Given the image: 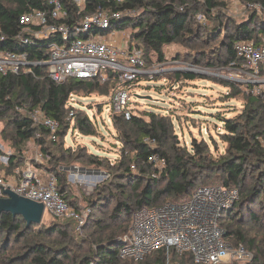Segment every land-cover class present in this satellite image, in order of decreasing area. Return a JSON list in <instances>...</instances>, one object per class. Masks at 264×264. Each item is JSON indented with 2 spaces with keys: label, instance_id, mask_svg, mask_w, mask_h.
Here are the masks:
<instances>
[{
  "label": "trees",
  "instance_id": "16d2710c",
  "mask_svg": "<svg viewBox=\"0 0 264 264\" xmlns=\"http://www.w3.org/2000/svg\"><path fill=\"white\" fill-rule=\"evenodd\" d=\"M242 1L261 3L264 7V0ZM64 2L69 12L68 22L81 21L86 14L99 8L133 11L134 14L111 19L109 27L102 31L130 27L131 41L142 47L148 65L154 61H165L164 47L172 43L194 47L191 57L197 64H241L243 60L235 50L236 41L254 39L259 44L264 42V12L259 15L256 9H252L242 21L231 24L218 21L222 15L219 13L214 18L218 22L211 29L197 21L199 13L213 19L212 11L226 5L222 0H123L120 3L87 0V7L81 13L69 0ZM49 7V0H0V47L27 50L32 58L45 60L47 40L22 44L15 37L22 28L19 24L20 15ZM3 36L5 40L2 41ZM212 41L216 44L207 49V43ZM174 74L179 79L200 77L191 71H177ZM223 82L231 88V92L235 91L234 94L242 93L245 104L238 117L226 119L222 137L227 148L225 153L218 156L212 154L204 139L193 138L190 148L179 149L175 144L174 122L167 115L144 112L142 116L135 114L126 119L123 114L113 113V123L124 144V151L117 165L120 171L118 174L129 185H118V193L123 199L119 197L107 217L109 225L102 224L104 219L96 222L95 247L80 257L79 264H162L166 261L165 249L156 251L143 261L120 257L119 242L128 231V227L123 225L124 221L118 223L121 222V217L130 216L134 210L145 206L185 202L198 186L213 184L239 189L240 200L225 212L221 226L227 230V237L235 244L246 245L254 253L251 261L244 264H264V240L259 242L255 237H249L241 225V220L246 216L258 220V216L253 214L252 204L260 205L264 209V99L247 94L244 88H238L231 81ZM115 86L113 80L101 83L96 79L78 78L57 83L48 76L45 66H36L33 74H0V117H9L8 125L12 127L13 140L20 152L19 155L13 154L9 158L4 170L13 173L15 168L23 166L26 159L22 156L23 146L34 138L37 144L42 145L46 154L43 166L57 174L60 191L74 206L66 196L68 183L62 168L55 165V155L64 150L66 136L72 128L86 135H95L97 127L83 109H75V118L70 119L72 108L67 107L68 100L73 94L86 96L97 93L108 96ZM35 108H40L48 116L60 121L56 140L52 139L48 128L34 124L31 112ZM38 133L40 137H37ZM147 136L157 139L156 148L144 141ZM181 150L183 153H180ZM153 152L160 153L167 159V166L161 173L148 161V156ZM2 153L0 149V155ZM96 163L99 166L104 165L101 160ZM132 164L136 165L135 169H132ZM92 206L96 210L103 205L99 202ZM244 209L248 210L247 213H244ZM263 221H260L262 225ZM236 225L238 227L235 228ZM68 228V222H54L46 229H40L39 224L29 226L22 216L2 213L0 233L25 237V251L15 256L1 252L0 264H65V258H69L71 252L67 246L68 241L47 239L52 236L70 238ZM176 259L182 264H195L191 253H174L173 260Z\"/></svg>",
  "mask_w": 264,
  "mask_h": 264
},
{
  "label": "built area",
  "instance_id": "2783aa9c",
  "mask_svg": "<svg viewBox=\"0 0 264 264\" xmlns=\"http://www.w3.org/2000/svg\"><path fill=\"white\" fill-rule=\"evenodd\" d=\"M69 1L79 13L87 7V0ZM97 1L120 3L123 0ZM245 3L256 9L259 15L263 14L261 3ZM49 5L48 9H35L20 15L19 24L22 28L15 37L22 44L47 40V58H32L27 50L0 47V74H33L36 66H45L48 76L57 83H64L71 78L96 79L101 83L113 80L116 86L110 95L114 113L130 119L136 114L129 106L130 89L141 78L148 75L153 77L165 69L160 64L149 66L142 47L131 41V37L126 39L122 35L116 37V34L96 37L95 33L108 28L111 19H119L134 12L99 8L86 14L81 21L68 22L69 12L64 0H49ZM1 40H5V37ZM235 50L243 63L230 64L234 69L232 79L247 94L264 99V42L259 44L254 39H241L235 42ZM172 70L195 71L191 67L177 66ZM75 96L71 95L67 103V107L72 108V120L77 109L73 105ZM31 116L34 124L48 128L52 139H57L61 126L59 120L48 116L40 108H35ZM40 136L38 133L37 137ZM144 141L152 148L158 146L154 137L147 136ZM32 142L35 150L32 156L25 159L22 167L15 168L13 173L0 170V197H7L5 191L12 189L19 195L42 202L45 210L54 216L74 220L78 229L81 228L86 219L84 211H79L66 200L59 189L57 174L43 166L46 154L42 145L37 144L34 138ZM148 161L159 173L167 166L166 157L157 152L151 153ZM135 168L136 165L132 164V169ZM240 197L236 187L202 185L185 202L145 206L135 213L132 233L120 239L119 255L123 259L143 261L156 251L165 249L166 261L162 264H182L173 260L172 251L177 255L191 253L195 264L246 262L252 258V253L246 251L242 244L234 247L227 237V230L221 226L223 215L234 207Z\"/></svg>",
  "mask_w": 264,
  "mask_h": 264
},
{
  "label": "rangeland",
  "instance_id": "374dc122",
  "mask_svg": "<svg viewBox=\"0 0 264 264\" xmlns=\"http://www.w3.org/2000/svg\"><path fill=\"white\" fill-rule=\"evenodd\" d=\"M222 1L226 5L212 11L213 19L199 13L197 21L211 29L218 21L225 24L242 21L254 9L247 6L242 0ZM219 13L222 15L217 21L214 18ZM128 32L130 33L131 29L127 26L113 31H98L95 36L111 37L116 34V37L122 35L127 39L130 37ZM215 44L214 41L210 44L207 43L206 48L209 49ZM164 53L165 61H154L149 66L160 64L165 70L159 71L153 77L148 75L136 82L134 87L130 89L129 106L139 116H142L144 112H155L169 116L175 125V144L179 149L190 148L192 139L197 138L207 141L214 156L225 153L227 143L222 137L225 133V121L229 118L238 117L245 104L243 94H234L235 91L231 92V88L223 82V80L231 81L236 84V81L232 79L234 69L230 65L207 66L205 63L197 64L193 62L191 57L194 53V47L180 43L166 45ZM175 66L194 68L195 71L192 72L200 77L195 79L182 77L179 79L174 74L176 71L172 70ZM236 86L239 88L237 84ZM241 91L243 92V89ZM137 94L142 95V97H138ZM74 99L76 102L73 105L77 109L88 112L96 124L97 133L86 135L72 128L66 136L64 150L55 155L57 158L55 165L60 166L64 172L63 176L68 183L67 198L75 204L74 206L79 211H84L86 219L81 228L78 229V224L75 222L58 218L46 210L43 220L39 224L40 229H46L54 222H68L70 238L62 239L52 236L47 239L68 241L67 246L71 252L69 258H65V264H79L80 257L95 247L97 242L94 235L96 222L104 219L102 224H110L107 217L121 197L118 193V185L120 183L129 185L128 182L121 179L118 174L120 171L117 169L124 151V144L118 137V131L112 120L114 113L112 96L92 93L86 96L84 94L76 95ZM8 120V116L0 117V149L3 152L0 155V170L4 169L6 162L13 154H20L13 140V130L11 125H8ZM23 147L22 156L28 158L33 155L35 144L32 140ZM180 153H183V150ZM97 160H101L104 165L99 166L96 163ZM127 189L129 190L130 186ZM131 194H133L132 190ZM121 198L123 199V197ZM99 202L103 206L94 210L92 205ZM251 208L253 214L258 216V220L255 221L254 218L251 219L250 216H246L241 220L243 222L241 223L242 229L247 232L249 237H255L261 242L264 240V224L262 225L260 221L264 220V209L257 204H252ZM137 211L138 209L134 210L130 216L123 215L120 219L121 222H118L124 221L123 225L128 227V231L122 237L132 233ZM243 211L247 213L248 210L244 209ZM229 241L234 247L239 246L231 238ZM24 242L25 237L21 238L19 235L11 236L10 234L6 236V233L2 232L0 233V253L3 252L11 256L22 254L25 251ZM243 246L246 251L252 253V250L246 245ZM171 254L174 257L173 251ZM253 256L254 253H252V258ZM251 259L246 262L251 261ZM176 261L180 262L179 259ZM246 262L235 261L234 263L244 264Z\"/></svg>",
  "mask_w": 264,
  "mask_h": 264
},
{
  "label": "water",
  "instance_id": "95a60500",
  "mask_svg": "<svg viewBox=\"0 0 264 264\" xmlns=\"http://www.w3.org/2000/svg\"><path fill=\"white\" fill-rule=\"evenodd\" d=\"M87 35L88 33L85 34V36ZM137 96L142 97L139 94ZM5 193L7 197H0V216L4 212L12 213L14 216H22L29 226L42 222L46 211L42 202L19 195L12 189H7Z\"/></svg>",
  "mask_w": 264,
  "mask_h": 264
},
{
  "label": "bare ground",
  "instance_id": "6f19581e",
  "mask_svg": "<svg viewBox=\"0 0 264 264\" xmlns=\"http://www.w3.org/2000/svg\"><path fill=\"white\" fill-rule=\"evenodd\" d=\"M96 176H99V177H100V176H102V175H96Z\"/></svg>",
  "mask_w": 264,
  "mask_h": 264
}]
</instances>
